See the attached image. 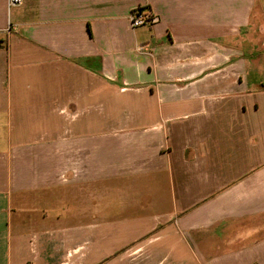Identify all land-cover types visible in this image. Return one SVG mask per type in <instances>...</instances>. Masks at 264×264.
<instances>
[{"label": "crops", "instance_id": "0c3cea01", "mask_svg": "<svg viewBox=\"0 0 264 264\" xmlns=\"http://www.w3.org/2000/svg\"><path fill=\"white\" fill-rule=\"evenodd\" d=\"M263 32L264 0H0V264H264Z\"/></svg>", "mask_w": 264, "mask_h": 264}, {"label": "built area", "instance_id": "2783aa9c", "mask_svg": "<svg viewBox=\"0 0 264 264\" xmlns=\"http://www.w3.org/2000/svg\"><path fill=\"white\" fill-rule=\"evenodd\" d=\"M22 1L23 0H7V3L9 7H12L20 5ZM128 20L131 28L135 29L142 26L153 27L160 21V17L148 7H137L130 12ZM136 51L142 53L147 51V48L145 45L138 44L136 46Z\"/></svg>", "mask_w": 264, "mask_h": 264}, {"label": "rangeland", "instance_id": "374dc122", "mask_svg": "<svg viewBox=\"0 0 264 264\" xmlns=\"http://www.w3.org/2000/svg\"><path fill=\"white\" fill-rule=\"evenodd\" d=\"M254 30H256L255 31V35H258V34L261 35L262 34L261 31L258 28L252 29L251 32L254 33ZM263 34H264V32H263ZM259 35H258V39H260L261 36H262V35L261 36H259ZM263 51H264V49H263ZM260 52L262 53V50H260ZM262 55L260 56V58H263V60H264V54H262ZM263 64H264V61H263ZM254 70H255V68H253V67H252V69H250L251 77H256V72ZM262 81L264 83V73H263V76H262Z\"/></svg>", "mask_w": 264, "mask_h": 264}, {"label": "water", "instance_id": "95a60500", "mask_svg": "<svg viewBox=\"0 0 264 264\" xmlns=\"http://www.w3.org/2000/svg\"><path fill=\"white\" fill-rule=\"evenodd\" d=\"M0 47H2V46H0Z\"/></svg>", "mask_w": 264, "mask_h": 264}]
</instances>
